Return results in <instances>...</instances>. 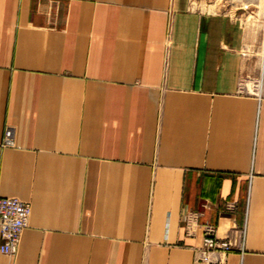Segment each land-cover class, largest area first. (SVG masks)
Listing matches in <instances>:
<instances>
[{
  "label": "crops",
  "instance_id": "1",
  "mask_svg": "<svg viewBox=\"0 0 264 264\" xmlns=\"http://www.w3.org/2000/svg\"><path fill=\"white\" fill-rule=\"evenodd\" d=\"M251 36L194 0H0V195L31 204L0 264H214L183 230L206 199L203 221L245 222L227 264H264V40L258 89L240 91Z\"/></svg>",
  "mask_w": 264,
  "mask_h": 264
},
{
  "label": "built area",
  "instance_id": "2",
  "mask_svg": "<svg viewBox=\"0 0 264 264\" xmlns=\"http://www.w3.org/2000/svg\"><path fill=\"white\" fill-rule=\"evenodd\" d=\"M247 8L245 6H241ZM244 47L242 55H246ZM259 84V83H258ZM255 83L251 89L241 81L240 91L255 93L258 85ZM3 146L14 145V130L6 126L2 138ZM217 204L206 199L202 210L187 209L182 214L184 235L199 240L193 246L195 260L214 264H227V255L232 250L242 251L245 241V222L239 225L222 226L219 223H211L202 220L204 210ZM223 209L234 213L237 209V201L225 200ZM31 214V204L13 196L0 195V251L7 255L15 254L18 250L21 234L27 226Z\"/></svg>",
  "mask_w": 264,
  "mask_h": 264
},
{
  "label": "rangeland",
  "instance_id": "3",
  "mask_svg": "<svg viewBox=\"0 0 264 264\" xmlns=\"http://www.w3.org/2000/svg\"><path fill=\"white\" fill-rule=\"evenodd\" d=\"M194 3L201 7L231 12L242 18L244 24L252 32V36L245 46L247 51L245 58L250 64L252 73L248 75L245 72L243 82L250 89L255 83L258 84L264 40V11L261 8L264 0H256L247 8L241 7L243 4L238 0H194Z\"/></svg>",
  "mask_w": 264,
  "mask_h": 264
},
{
  "label": "bare ground",
  "instance_id": "4",
  "mask_svg": "<svg viewBox=\"0 0 264 264\" xmlns=\"http://www.w3.org/2000/svg\"><path fill=\"white\" fill-rule=\"evenodd\" d=\"M238 1H240V2L243 4V6L247 7V6H249V4H251L254 0H238Z\"/></svg>",
  "mask_w": 264,
  "mask_h": 264
}]
</instances>
